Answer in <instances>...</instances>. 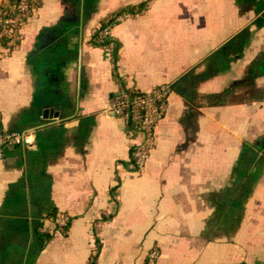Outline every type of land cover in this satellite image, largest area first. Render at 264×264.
<instances>
[{
    "label": "crops",
    "instance_id": "crops-1",
    "mask_svg": "<svg viewBox=\"0 0 264 264\" xmlns=\"http://www.w3.org/2000/svg\"><path fill=\"white\" fill-rule=\"evenodd\" d=\"M38 0L0 57V122L35 142L0 161V264H264V0ZM3 0H0V4ZM120 79L170 83L142 172ZM51 109L50 117L43 111ZM69 217L66 230L48 212Z\"/></svg>",
    "mask_w": 264,
    "mask_h": 264
},
{
    "label": "built area",
    "instance_id": "built-area-1",
    "mask_svg": "<svg viewBox=\"0 0 264 264\" xmlns=\"http://www.w3.org/2000/svg\"><path fill=\"white\" fill-rule=\"evenodd\" d=\"M38 0H3L0 4V57L9 54L15 47L20 29ZM127 15L117 17L112 23L98 28L97 42L109 40L112 24ZM170 83H160L149 90H142L135 85H128L117 79L115 89L109 95L105 108L108 114L119 117L124 123V134L129 141L130 160L135 172H142L155 144V130L158 123L165 117L169 98L172 94ZM35 142L32 129L7 130L0 122V161L5 151L18 146H30ZM55 227L66 230L69 217L57 213L52 219ZM160 251L157 247L150 248L143 264H159ZM234 264H248L239 261Z\"/></svg>",
    "mask_w": 264,
    "mask_h": 264
},
{
    "label": "trees",
    "instance_id": "trees-1",
    "mask_svg": "<svg viewBox=\"0 0 264 264\" xmlns=\"http://www.w3.org/2000/svg\"><path fill=\"white\" fill-rule=\"evenodd\" d=\"M149 0H144L140 3L134 4V5H128L126 7L121 8L119 11L116 12L115 15H124L126 14L127 16L130 15H135L138 14L140 12H142L143 10L146 9L147 4H148ZM113 22V18H109L107 21L103 22L101 27L107 25L108 23H112ZM94 42L96 44L102 45V46H106V47H110L111 50V54H112V59L115 63L116 59H117V52H118V44L113 43L110 39L105 41L104 43H98L97 42V36L95 35L94 37ZM55 213L54 211L48 212L46 214V216H50V217H54ZM100 249V243L98 241V239L96 238V246L94 248V252L92 253V255L90 256V262L89 264H93L94 260L99 252Z\"/></svg>",
    "mask_w": 264,
    "mask_h": 264
},
{
    "label": "water",
    "instance_id": "water-1",
    "mask_svg": "<svg viewBox=\"0 0 264 264\" xmlns=\"http://www.w3.org/2000/svg\"><path fill=\"white\" fill-rule=\"evenodd\" d=\"M51 114H52V110H51V109H45V110L43 111V117H44V118L50 117Z\"/></svg>",
    "mask_w": 264,
    "mask_h": 264
}]
</instances>
